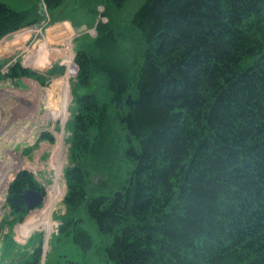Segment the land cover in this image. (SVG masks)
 Listing matches in <instances>:
<instances>
[{
    "label": "trees",
    "instance_id": "16d2710c",
    "mask_svg": "<svg viewBox=\"0 0 264 264\" xmlns=\"http://www.w3.org/2000/svg\"><path fill=\"white\" fill-rule=\"evenodd\" d=\"M40 1L18 10L0 0V40L40 23ZM64 1L44 0L49 12ZM99 33L95 43L111 41L122 60L137 50L142 65L125 72L114 57L79 51L78 163L66 198L75 246L93 262L95 244L99 264H264V0H146L131 23ZM99 72L103 95L90 90ZM117 160L125 171L95 188L94 172L107 166L115 177ZM12 191L22 216V189ZM79 216L100 244L78 240ZM39 253L12 264H41Z\"/></svg>",
    "mask_w": 264,
    "mask_h": 264
},
{
    "label": "rangeland",
    "instance_id": "374dc122",
    "mask_svg": "<svg viewBox=\"0 0 264 264\" xmlns=\"http://www.w3.org/2000/svg\"><path fill=\"white\" fill-rule=\"evenodd\" d=\"M3 1L22 10L28 9L36 0ZM40 2L37 10L44 14L40 23L26 26L0 40V264L33 259L37 252H40L41 264H67L68 260L99 264L94 257L95 244L91 262L88 254L84 256L73 243V233L68 234L72 226L66 223L71 212L66 205L70 173L78 163V152H72V138L74 117L80 108L77 98L83 93L78 88L79 51L86 47L99 62L114 57L119 68L125 72L132 69L135 73L136 67L142 65L137 50L136 53L128 51L130 54L123 55L126 60H122L119 48L116 49L111 41L97 44L95 40L101 38V26L111 21L124 25L131 23L146 0H128L116 10L117 13L108 7V0H65L55 12H49L44 0ZM62 21H69L65 24L68 27L71 23L76 25L73 34L57 33L58 39L52 40L50 27ZM31 33L35 39L25 42L23 39ZM38 40L41 49H38L40 42L36 45ZM17 43L25 44L2 54ZM119 47L121 52L125 51L122 45ZM18 64L31 73L17 75L13 68ZM71 64L78 67L76 75L68 72ZM89 64L95 63L91 59ZM108 82L106 73L93 74L90 90L103 95ZM67 104L66 114H63ZM93 133H96L95 129L91 130ZM115 134L117 143L122 132L115 131ZM115 142L112 148L116 146ZM108 168L102 166L94 172L95 188L108 189L112 180L120 175L115 173L125 171V162L117 160L114 163L111 173L115 177H108ZM15 186L22 189V195L28 189L43 193L44 204L33 212L26 209L22 216L18 215L10 202ZM76 224L78 240L87 244V237H90L100 244L93 223L79 216ZM61 255L63 258L59 261Z\"/></svg>",
    "mask_w": 264,
    "mask_h": 264
},
{
    "label": "crops",
    "instance_id": "0c3cea01",
    "mask_svg": "<svg viewBox=\"0 0 264 264\" xmlns=\"http://www.w3.org/2000/svg\"><path fill=\"white\" fill-rule=\"evenodd\" d=\"M64 3H65V1H64ZM67 23L69 24V21L67 22V21H62V22H60V24H59V22L58 23H56V25L54 26V25H52L51 27H50V29H52V31H53V34L51 35V39L53 40V39H55V38H57L58 39V37H57V33L58 34H62V33H66V32H69V34H73V31L75 30V27H76V25L75 24H73V23H71V27L69 28L68 26H66L67 25ZM66 24V25H65ZM68 27V28H67ZM49 29H47V31H48ZM57 31V32H56ZM27 33V32H26ZM30 33V32H29ZM49 34H51V33H49ZM53 36V37H52ZM31 38H32V40H34L35 38H33V34L31 33L30 34V36H28V37H26V38H24L23 40H26L25 42H29V41H31ZM39 42H40V47L38 46V49H41V41L40 40H38V42H37V44L36 45H38L39 44ZM25 43H22V45H24ZM21 45V43H17V44H14V46H12L11 47V49L10 50H8V49H5L4 50V52H2V54L4 55V54H6V52L7 51H11L12 49L13 50H17L20 46H22ZM39 53V51H36V53ZM41 52V51H40Z\"/></svg>",
    "mask_w": 264,
    "mask_h": 264
},
{
    "label": "water",
    "instance_id": "95a60500",
    "mask_svg": "<svg viewBox=\"0 0 264 264\" xmlns=\"http://www.w3.org/2000/svg\"><path fill=\"white\" fill-rule=\"evenodd\" d=\"M22 199L25 202L27 209L33 212L39 206L44 204L46 198L43 193L36 190L28 189L25 190L24 194L22 195Z\"/></svg>",
    "mask_w": 264,
    "mask_h": 264
},
{
    "label": "built area",
    "instance_id": "2783aa9c",
    "mask_svg": "<svg viewBox=\"0 0 264 264\" xmlns=\"http://www.w3.org/2000/svg\"><path fill=\"white\" fill-rule=\"evenodd\" d=\"M68 72H71V74L76 75L78 73V67L76 66V64H71L69 66Z\"/></svg>",
    "mask_w": 264,
    "mask_h": 264
},
{
    "label": "bare ground",
    "instance_id": "6f19581e",
    "mask_svg": "<svg viewBox=\"0 0 264 264\" xmlns=\"http://www.w3.org/2000/svg\"><path fill=\"white\" fill-rule=\"evenodd\" d=\"M54 200V199H53ZM20 233V232H19Z\"/></svg>",
    "mask_w": 264,
    "mask_h": 264
}]
</instances>
